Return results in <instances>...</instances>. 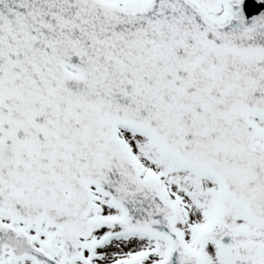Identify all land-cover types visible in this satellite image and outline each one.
Here are the masks:
<instances>
[{"label": "snow or ice", "instance_id": "snow-or-ice-1", "mask_svg": "<svg viewBox=\"0 0 264 264\" xmlns=\"http://www.w3.org/2000/svg\"><path fill=\"white\" fill-rule=\"evenodd\" d=\"M0 264H264V0H0Z\"/></svg>", "mask_w": 264, "mask_h": 264}]
</instances>
